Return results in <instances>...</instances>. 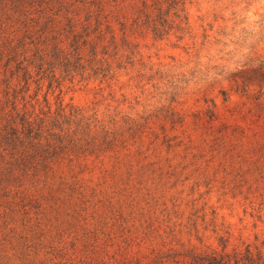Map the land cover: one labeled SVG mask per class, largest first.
<instances>
[{"label":"trees","instance_id":"16d2710c","mask_svg":"<svg viewBox=\"0 0 264 264\" xmlns=\"http://www.w3.org/2000/svg\"><path fill=\"white\" fill-rule=\"evenodd\" d=\"M185 4L137 0L129 23L126 0H0V264H264V239L234 243L184 202L203 145L251 128L214 98L185 107L183 81L145 59L136 35L163 37ZM65 82L94 97L65 101Z\"/></svg>","mask_w":264,"mask_h":264},{"label":"rangeland","instance_id":"374dc122","mask_svg":"<svg viewBox=\"0 0 264 264\" xmlns=\"http://www.w3.org/2000/svg\"><path fill=\"white\" fill-rule=\"evenodd\" d=\"M135 1L126 0L129 23L135 18L131 8ZM185 1L187 20L181 21L171 11L166 27H173L167 34L158 37L153 31L145 30L135 40L140 43L145 59L155 68L159 65L172 68L175 80L183 81L176 83L187 87L183 97L185 107L204 109L208 106L204 96L214 98L222 120L251 128L243 137L228 134L224 144L218 147L203 145L204 155H196V189H192L193 180H190L183 193L184 202L196 198V212L204 209L207 220L216 211L217 223L221 227L224 223L223 229L230 228L234 243L255 242L257 237L262 240L264 155L250 154L254 147L264 143V0ZM163 20L165 17L160 21L164 23ZM127 78L123 76L121 81ZM121 84L115 86L119 98ZM93 87L91 84L85 89L65 82L62 96L65 101L73 98L76 103L84 104L94 97ZM46 91L47 83L40 97ZM127 91H134L131 98L138 95L142 103L149 97L136 89ZM222 91L228 93V100ZM58 93L56 90L49 96L52 102ZM207 234L216 243L215 236L211 232Z\"/></svg>","mask_w":264,"mask_h":264}]
</instances>
